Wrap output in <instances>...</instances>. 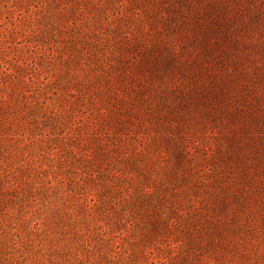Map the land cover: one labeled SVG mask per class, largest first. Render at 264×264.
<instances>
[{
  "label": "trees",
  "instance_id": "16d2710c",
  "mask_svg": "<svg viewBox=\"0 0 264 264\" xmlns=\"http://www.w3.org/2000/svg\"><path fill=\"white\" fill-rule=\"evenodd\" d=\"M68 1L58 19L70 33L60 40L68 74L97 118L94 138L78 141L89 148L67 150L84 169L73 189L100 186L102 205L114 198L141 215L138 264H264V0ZM87 60L92 68L75 73ZM6 89L0 169L1 157L19 156L29 124L38 127L17 108L15 84ZM63 111H49L55 131L68 124ZM153 156L172 165L159 184ZM10 175L0 172V228L29 190ZM172 243L177 255L152 257Z\"/></svg>",
  "mask_w": 264,
  "mask_h": 264
},
{
  "label": "rangeland",
  "instance_id": "374dc122",
  "mask_svg": "<svg viewBox=\"0 0 264 264\" xmlns=\"http://www.w3.org/2000/svg\"><path fill=\"white\" fill-rule=\"evenodd\" d=\"M68 3L0 0V85L4 87L0 94L7 96L10 90L6 88L15 84L14 98L18 99L17 108L24 114V121L38 120V127L29 124L31 130L25 135L29 140L26 137L17 142L19 156L1 157L4 162L0 172L6 170L10 176L21 177L29 190L14 205L11 216L1 220L0 264H138L130 260V254L136 249L144 226L141 215L113 207L114 198L109 205H102L97 196L102 194L100 186L92 189V194L88 190L76 193L73 189L72 181L82 176L84 169L71 163L67 150L73 145L82 154L89 148L78 141L86 138L90 142L94 138L92 128L97 118L87 110L88 102L80 96L82 90L74 85V71L68 74L60 40L70 33H63L58 26L60 7ZM92 66L87 60L75 73ZM22 91L26 98L18 95ZM71 92L80 97L79 105L69 102L73 99ZM65 108L70 114L68 124L55 131L48 124L49 111L58 115ZM79 117L86 121L76 123ZM62 130H71L74 140L65 138ZM148 160L151 178L159 184L172 165L157 156ZM25 162L28 164L20 166ZM66 192L74 196L65 202L60 197L64 198ZM125 193L117 195L124 198ZM64 210L68 215L63 217ZM174 245L153 247L152 257L177 255Z\"/></svg>",
  "mask_w": 264,
  "mask_h": 264
}]
</instances>
